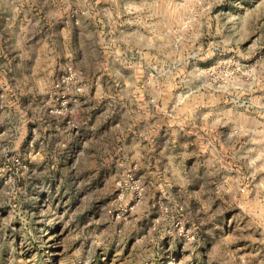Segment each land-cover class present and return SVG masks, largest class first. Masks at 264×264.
Segmentation results:
<instances>
[{
    "label": "rangeland",
    "instance_id": "rangeland-1",
    "mask_svg": "<svg viewBox=\"0 0 264 264\" xmlns=\"http://www.w3.org/2000/svg\"><path fill=\"white\" fill-rule=\"evenodd\" d=\"M0 264H264V0H0Z\"/></svg>",
    "mask_w": 264,
    "mask_h": 264
}]
</instances>
